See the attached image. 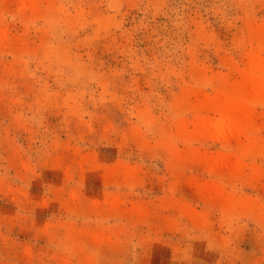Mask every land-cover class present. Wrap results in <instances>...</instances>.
Returning <instances> with one entry per match:
<instances>
[{
    "label": "rangeland",
    "instance_id": "obj_1",
    "mask_svg": "<svg viewBox=\"0 0 264 264\" xmlns=\"http://www.w3.org/2000/svg\"><path fill=\"white\" fill-rule=\"evenodd\" d=\"M262 32L264 0H0V264H264V157L183 137Z\"/></svg>",
    "mask_w": 264,
    "mask_h": 264
},
{
    "label": "bare ground",
    "instance_id": "obj_2",
    "mask_svg": "<svg viewBox=\"0 0 264 264\" xmlns=\"http://www.w3.org/2000/svg\"><path fill=\"white\" fill-rule=\"evenodd\" d=\"M262 39V44H259L264 52V34ZM262 102H264V57L257 53L249 62V72L238 84L227 88L225 92L219 94L213 100H199L197 102L187 100L184 102V108L191 111L196 120L193 131L189 132L185 129L186 132L183 134L181 131V134H183L186 141H189L196 138L198 140L202 137L205 138L206 134L209 135V133L214 132L216 133L215 136L217 135L216 139L219 138V141L222 140L227 144L234 145L236 147L234 157L221 155L207 161L206 167L215 173L224 172L229 174V179H242L244 178V172L248 170L245 160L248 158L254 159L258 156L264 157V146L258 142V139L252 138V135L260 130L256 128L253 110ZM209 112L215 113L216 120L210 119L208 115L206 116ZM201 160L204 162L203 159ZM202 164L204 165V163ZM208 193L212 195L210 192ZM206 194L204 196L207 197L208 194ZM212 198H214L212 199L213 202L215 201L214 203L217 199L221 203L223 202L222 204L226 207V210L228 209L227 211L239 208L255 212L252 202L242 201L238 205H231L219 198L218 195Z\"/></svg>",
    "mask_w": 264,
    "mask_h": 264
}]
</instances>
